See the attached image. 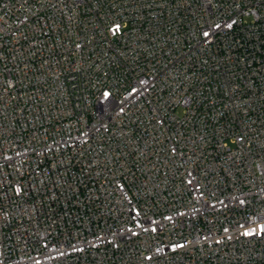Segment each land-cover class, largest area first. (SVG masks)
Wrapping results in <instances>:
<instances>
[{
    "label": "built area",
    "instance_id": "2783aa9c",
    "mask_svg": "<svg viewBox=\"0 0 264 264\" xmlns=\"http://www.w3.org/2000/svg\"><path fill=\"white\" fill-rule=\"evenodd\" d=\"M0 264H264V0H0Z\"/></svg>",
    "mask_w": 264,
    "mask_h": 264
}]
</instances>
